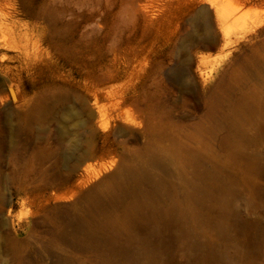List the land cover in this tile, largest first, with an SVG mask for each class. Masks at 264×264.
Wrapping results in <instances>:
<instances>
[{
  "label": "rangeland",
  "instance_id": "rangeland-1",
  "mask_svg": "<svg viewBox=\"0 0 264 264\" xmlns=\"http://www.w3.org/2000/svg\"><path fill=\"white\" fill-rule=\"evenodd\" d=\"M42 13L44 61L23 62ZM0 36V264H264V0H0ZM82 97L102 117L61 122ZM87 147L93 174L116 161V183L160 187L86 225L58 213Z\"/></svg>",
  "mask_w": 264,
  "mask_h": 264
},
{
  "label": "bare ground",
  "instance_id": "bare-ground-1",
  "mask_svg": "<svg viewBox=\"0 0 264 264\" xmlns=\"http://www.w3.org/2000/svg\"><path fill=\"white\" fill-rule=\"evenodd\" d=\"M217 14H218V18H220L221 20L226 19L227 15L224 12H219V9L217 11ZM42 15L44 18L39 17L40 15L38 16L40 19H42V22H41V26L38 27L36 40L33 42L34 46L36 48V52L34 53L32 58H30L28 56H25L24 58H22L23 62L30 61V62H34V63H39V62L44 61V54H43V51L40 49V47L42 44H45V43L51 41V36H50L51 25H50L49 20L47 19L46 15H45V13H42ZM192 20H193L194 24L203 26V28L205 30V37H207L210 41L215 42V45H216L217 40H215V35L211 32V17H210L209 9L204 6L203 8H201L196 13V15L193 17ZM1 43H2V40L0 39V44ZM2 60H3V58H2ZM246 68H248V67L246 66ZM247 70H249V69H247ZM252 70L253 69H251V67H250V71H252ZM10 71H11V69L9 71H7V73ZM7 73L5 71L3 72L0 70V88L5 87V88H7L6 90L9 89V85H8L9 77H8ZM250 73H252V72H250ZM242 76H243V74H242ZM225 77H227V75ZM239 77H237V78H239ZM232 78H234V76ZM242 78L244 79V76ZM55 81H57V80H55ZM224 82H226V81L224 80ZM238 82H239V80H238ZM239 83H238V85H239ZM224 84H226V83H224ZM234 85H236V84H234ZM217 87H219V85ZM231 87H230V89H231ZM5 88H4V90H5ZM215 89H217V88L214 87V91H215ZM220 93H219L218 97H220ZM222 93H225V92H222ZM228 93H231V92H228ZM216 95H218V94H216ZM216 95H214V96H216ZM223 96H225V95H223ZM223 96H222V98H223ZM240 98H242V97H240ZM224 99H225V97L223 98V101H224ZM227 100H226V102H227ZM220 102L218 103V105L220 104ZM247 102H248V100L230 104L226 114L224 113L225 114L223 116L224 122L228 126H230L232 129H235V130L239 129L241 127L242 122H243V118L246 119V115L244 116V113L247 112V110L249 111V106L247 105ZM88 103H89L88 100L86 98L82 97V98H80L79 103H77V104H75V105H73L67 109L64 108V110L62 111V114H61V122L64 123V121H70V120L71 121H75V120L79 121V120H88L89 118H95V119L99 118V117L101 118L102 116H100V112H98L97 110L96 111L91 110L89 108ZM221 104H223V103L221 102ZM224 104H226V103H224ZM222 110H223V108H222ZM221 113H222V111H221ZM222 115H223V113H222ZM102 119L101 120L98 119V120L103 121ZM83 153H84V155L79 159V161L74 166L76 168L78 164L86 162V164L84 165V168L82 169L83 173L81 174L83 179H84L80 185L81 189L79 191L73 192L72 194H70L68 196L64 195V197H61L60 200L65 202L66 204H60L59 206H57V212L60 214H63V215H70L71 214L73 216H74V213L73 214L71 213L73 209L77 210L79 212H82L80 214L78 213L79 215L77 217H75V220L77 221V223H79L81 225H86V224L91 223L95 219V215L99 211H101L105 208L111 207V210L116 209V208H123V210L126 212L133 211L138 206V204L143 200V196H142L140 188H139L140 185L143 184L142 183L143 181L144 182L147 181L148 183H151L150 178H148L147 174L141 173V174L136 175L135 179L138 180V184L136 186L129 187L127 185V178L124 179L123 182L118 184V183H116V181L113 180V176L120 177L124 171L123 166H121V167L119 166V168H118L119 163L116 164V161H111L109 163L102 164V166H103L102 170H100L97 173L94 171V174H93L92 170L95 168V167L93 168V166L96 165L97 163L91 162L92 156H91L90 148L89 147L84 148ZM116 167L118 168V170L114 175H112L111 171L113 172ZM94 183H97V184L94 185L93 187H91V185H93ZM151 185L152 186L150 188L152 190H156L160 187V182H154V183L152 182ZM84 190H86V191L83 192ZM119 190L123 191V193L125 195L126 200L124 203L119 202L118 197L116 196L117 191H119ZM72 200H74V203L67 204L68 202L70 203ZM114 217H115L113 219L114 222H117V221L122 222V220H121L122 216L120 213L117 212L114 215Z\"/></svg>",
  "mask_w": 264,
  "mask_h": 264
},
{
  "label": "water",
  "instance_id": "water-1",
  "mask_svg": "<svg viewBox=\"0 0 264 264\" xmlns=\"http://www.w3.org/2000/svg\"><path fill=\"white\" fill-rule=\"evenodd\" d=\"M121 167V164L119 165ZM119 168V167H118ZM118 170V169H117ZM117 172V171H116Z\"/></svg>",
  "mask_w": 264,
  "mask_h": 264
}]
</instances>
